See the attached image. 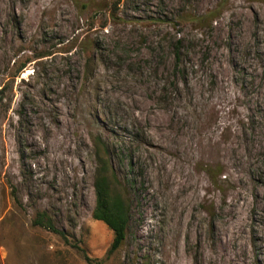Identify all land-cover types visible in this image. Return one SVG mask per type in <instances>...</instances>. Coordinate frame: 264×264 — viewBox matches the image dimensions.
<instances>
[{"label":"rangeland","instance_id":"1","mask_svg":"<svg viewBox=\"0 0 264 264\" xmlns=\"http://www.w3.org/2000/svg\"><path fill=\"white\" fill-rule=\"evenodd\" d=\"M0 264H264V0H0Z\"/></svg>","mask_w":264,"mask_h":264},{"label":"trees","instance_id":"2","mask_svg":"<svg viewBox=\"0 0 264 264\" xmlns=\"http://www.w3.org/2000/svg\"><path fill=\"white\" fill-rule=\"evenodd\" d=\"M93 143L97 163L94 181L96 204L93 219L104 223L113 233V241L108 251L110 256L117 252L126 240L131 221L130 205L122 192L124 185L112 164V157L106 143L100 136L96 137ZM37 224L46 226L53 233L65 237L64 233L56 230L51 221L45 218V214L38 215ZM86 260L89 261L88 258Z\"/></svg>","mask_w":264,"mask_h":264},{"label":"bare ground","instance_id":"3","mask_svg":"<svg viewBox=\"0 0 264 264\" xmlns=\"http://www.w3.org/2000/svg\"><path fill=\"white\" fill-rule=\"evenodd\" d=\"M242 225V224H241ZM236 231V230H235ZM232 234V233H231ZM236 235V234H235ZM238 235V234H237ZM263 238V237H262ZM242 242V241H241ZM242 244V243H241ZM241 246H243V245H241ZM243 249V248H242Z\"/></svg>","mask_w":264,"mask_h":264}]
</instances>
